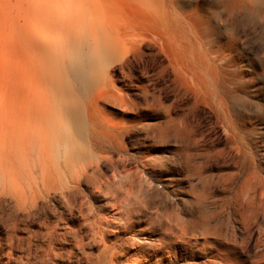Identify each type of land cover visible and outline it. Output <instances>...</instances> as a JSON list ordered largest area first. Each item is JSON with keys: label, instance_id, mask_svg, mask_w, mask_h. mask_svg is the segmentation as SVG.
<instances>
[{"label": "rangeland", "instance_id": "rangeland-1", "mask_svg": "<svg viewBox=\"0 0 264 264\" xmlns=\"http://www.w3.org/2000/svg\"><path fill=\"white\" fill-rule=\"evenodd\" d=\"M168 3L124 116L136 173L93 192L89 264H264V0Z\"/></svg>", "mask_w": 264, "mask_h": 264}, {"label": "bare ground", "instance_id": "bare-ground-1", "mask_svg": "<svg viewBox=\"0 0 264 264\" xmlns=\"http://www.w3.org/2000/svg\"><path fill=\"white\" fill-rule=\"evenodd\" d=\"M169 13L168 0H0V264H89V202L136 173L124 116L144 30Z\"/></svg>", "mask_w": 264, "mask_h": 264}]
</instances>
